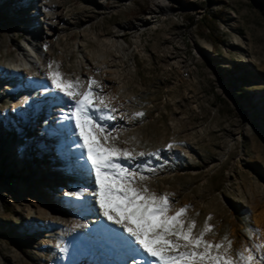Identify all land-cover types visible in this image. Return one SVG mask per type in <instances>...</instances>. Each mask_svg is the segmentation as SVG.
I'll return each instance as SVG.
<instances>
[{"label":"rangeland","instance_id":"obj_1","mask_svg":"<svg viewBox=\"0 0 264 264\" xmlns=\"http://www.w3.org/2000/svg\"><path fill=\"white\" fill-rule=\"evenodd\" d=\"M47 1L64 14L60 22L63 31L54 40L51 71L58 64L64 78L73 79L80 65L88 64L87 53L88 58L97 59L104 52L107 60H112L121 79L113 99L124 106L125 118L120 124L112 122L109 130L118 133L120 147L145 152L163 149L160 160L143 158L151 159L150 166L156 168L154 175L144 173L150 179L143 183L157 193L175 194L169 214L191 205L184 219L196 221L194 232L203 230L207 220L213 228L204 238L217 243L227 235L233 255L256 243L246 229H259L264 235L259 224H264L261 0H166L164 5L158 0ZM40 11L41 0H0V65L18 58V46L33 36ZM208 15L216 21L211 26L223 43L215 44L209 38L205 27ZM42 72L34 87L23 85L24 93L5 98L0 94V109L14 112L13 103L21 93L23 99L25 95L38 97V87L45 82ZM17 76L21 82L25 80V76ZM141 111L145 115L135 117ZM30 112L31 108L25 118V122L32 119L27 129L12 128L8 116L0 114V264H40L41 257H61L64 252L61 264L133 263L125 254L127 248L133 250L125 243L127 233L118 225L113 230L104 224L96 198L90 196L94 187L89 189L88 183L84 188L78 178L85 175L77 170L83 164L68 168L75 181L67 197L56 190L53 203L46 198L48 176L58 171L49 168L50 162L61 160L69 166L78 153L69 156V142L53 130L51 113L41 111L33 119ZM17 117L22 119L21 114ZM17 130L25 132L31 144L12 153L7 146L19 142L20 136L13 134ZM169 143L175 145L171 150L166 147ZM81 189L80 197L68 195ZM56 204L63 206L61 212ZM31 211L33 217L27 218ZM60 213L70 218L69 228L78 235L87 237L93 227L98 229L93 237L88 233L94 246L79 248L73 233L66 232L63 221L55 219ZM91 219L95 223L89 224ZM102 228L107 238L97 236L103 234Z\"/></svg>","mask_w":264,"mask_h":264},{"label":"snow or ice","instance_id":"obj_2","mask_svg":"<svg viewBox=\"0 0 264 264\" xmlns=\"http://www.w3.org/2000/svg\"><path fill=\"white\" fill-rule=\"evenodd\" d=\"M53 63L48 64L49 69ZM59 67L57 64L56 70L49 71L47 76L54 89L72 101L71 118L82 141L78 146L85 150L90 173H94L92 195L103 216L127 233L125 243L149 258L145 264H264V242L238 249L233 255L232 241L227 235L217 243L204 238L213 228L207 220L203 230L194 232L196 221L184 219L191 205L169 214L175 194L157 193L143 183L150 179L145 172L156 173V168L150 166L151 159L143 158L160 160L163 149L145 152L120 147L116 143L118 133L113 135L100 123L116 120L118 111L111 98L93 88L95 85L102 91L100 83L91 79L87 90L81 91L79 78L65 79ZM134 115L142 118L145 113ZM166 147L171 150L175 145L169 143ZM82 194L83 189L68 195L80 197ZM246 231L251 238L258 237L260 230L249 227Z\"/></svg>","mask_w":264,"mask_h":264},{"label":"bare ground","instance_id":"obj_3","mask_svg":"<svg viewBox=\"0 0 264 264\" xmlns=\"http://www.w3.org/2000/svg\"><path fill=\"white\" fill-rule=\"evenodd\" d=\"M160 5H164L166 0L159 1ZM61 5V2H58L57 5ZM53 7V8H52ZM55 8V9H54ZM40 21L37 23L36 30L34 31L33 36H29V38L25 39L22 44L18 46L19 48V56L17 59L12 60L11 62L5 66L0 65V78L1 76L9 77V75L13 74H21L25 76V81L27 79L37 80V74H39L40 71H43L42 74L44 76V84H46L44 87L41 88V98L44 100H40L39 97L36 98H24V88L23 86H16L13 90L12 87H5L2 90V98L8 97L12 94L18 95L19 92H22L17 98L16 102L21 101L23 103L22 106L17 107V104H13V111L14 112H8L6 113V110L0 109L1 117L8 116L9 120L8 123L11 125L12 128L16 126H21L22 120L25 122V118L28 115L29 108H31L32 111H36L40 113L42 106L46 107V105L53 104V109H51L52 114V120L54 122L53 130L57 131H63V135L66 136L67 141L69 142V150H75V153H78V158H75L74 161L69 160V166L64 163V161L61 160H55V162H50L49 168L51 169H57V172H50L51 174L48 176V182L46 186L47 194L45 195L46 198H49L51 202L53 203L56 199L54 198V193L56 190L63 191L64 196L67 197V192L69 187L73 184L75 181V177L68 171L71 170L70 168L74 169L79 168L81 166H78L79 164H83V168L77 169L81 171V173H85V175H81L78 178L82 180L83 187L87 188V184L91 183L89 186V189L91 187H94V173H90V162L86 161V152L82 147H79L78 145L82 144V141L80 140L78 136V130L75 128V121L71 118V104L72 101L70 98H67L63 96L62 93H59L57 90L54 89V87L51 85L50 79H48V72L51 71V69L48 68L49 63L54 62V52L52 51L54 47V40L57 34L63 31L61 28V19H63L64 14L62 11L58 10L57 7H55L53 4H49L47 0H41V11H40ZM103 44V43H102ZM104 45V44H103ZM102 45V46H103ZM112 46V45H110ZM105 47V46H104ZM79 48L83 51L85 48L84 44L79 45ZM84 52V51H83ZM87 53V52H86ZM84 54V53H83ZM108 54V53H107ZM88 53L84 55L86 57V60L88 62L87 65L81 64L79 67V70H77L75 73L76 76L73 77L72 80H75L76 78H79L80 84H81V91H86L87 86L90 83L91 79L97 80L100 85L102 86V91L100 89H96L95 85L93 88L100 92L101 95L111 98L112 104L118 109V111L115 113L117 116L116 120L113 121H100V123L105 124L108 128H111L112 122H117L118 124L124 122V111L125 108L122 104L118 103L113 99L114 93H115V87L118 85V83L121 82L120 76L117 74V71L113 69L114 65L112 64V60H107L105 53L103 52L100 55H97V59H91L88 58ZM66 57V56H65ZM85 63V62H84ZM46 68V70H45ZM16 74V75H17ZM4 76L2 78H4ZM4 80H6L4 78ZM2 81V79H1ZM25 85V84H23ZM53 88V89H52ZM19 91V92H18ZM16 92V93H15ZM50 98V99H49ZM30 99V100H29ZM15 103V102H14ZM34 106V107H30ZM41 106V107H40ZM28 110V111H26ZM22 115V119H18L17 115ZM129 119V118H128ZM21 120V123H19ZM17 129V128H15ZM44 131V129H43ZM25 133V132H24ZM21 135V134H20ZM19 135V136H20ZM45 133H41V136H45ZM20 139V140H19ZM18 140L19 142H15V146H7L9 149H11V152L13 153L14 150L22 149L26 147L29 143L25 136L20 137ZM17 140V141H18ZM30 146V145H29ZM32 148V147H31ZM16 152V151H15ZM37 158V156L35 157ZM37 160V159H36ZM67 161V159H65ZM77 162L79 164L77 165ZM66 169V170H64ZM11 174H14L11 173ZM16 174V173H15ZM27 177L29 175H26ZM21 185H24V181L20 180ZM87 192V191H84ZM90 196H93L90 194ZM94 197V196H93ZM86 206V204H85ZM57 208V211L61 212L62 207L61 205H55ZM81 210V209H79ZM32 211L28 214L27 218L33 217ZM90 215V214H89ZM88 216V215H87ZM38 219H42L39 217ZM55 219H58L60 221H63V224H65L66 232L73 233L75 238L77 239L76 242L79 246V248L84 249L87 245L94 246L93 244H90V240L88 238V233L91 234L90 236H95V233H98V229H94L93 231L87 232V237L85 235H78V233L74 230H70L68 221L70 220L69 217H65L63 213H60L59 216ZM104 224L110 225L111 228L114 230V224L112 222L108 221L104 216ZM100 220H96V223H98ZM89 224L95 223L92 219L88 221ZM74 226H78V219H74ZM260 224V229H264V224ZM84 231V230H83ZM103 234L101 232L97 235L99 238L104 239L107 238V233L102 228ZM113 234L119 235L120 232L112 231ZM110 234V231H109ZM72 235V236H73ZM108 240V239H107ZM110 240V239H109ZM256 243L257 242H264V235H260L258 237H255ZM68 246V245H67ZM96 247V246H95ZM67 247L63 248V251L66 250ZM90 248V247H89ZM108 249V247H105V250ZM129 249V250H128ZM95 252H99L100 250L98 248L93 249ZM121 251V255L124 254V251ZM128 256L133 258V261L135 260V264H145L147 261L144 258H138L135 254L140 255L142 257H146V255L143 252H136L130 248H127ZM108 254V253H105ZM15 258V257H13ZM66 258V254H61V257L59 255H56L55 257H41L40 258V264H61L60 261L64 260ZM14 260V259H13ZM130 264V263H129ZM133 264V263H131Z\"/></svg>","mask_w":264,"mask_h":264},{"label":"trees","instance_id":"obj_4","mask_svg":"<svg viewBox=\"0 0 264 264\" xmlns=\"http://www.w3.org/2000/svg\"><path fill=\"white\" fill-rule=\"evenodd\" d=\"M178 1H181V0H178ZM185 1H188V0H185ZM260 2H261V5L264 7V0H261ZM211 17H212L211 15L205 16V19L208 20V23L205 25L208 31V36L212 40V42H214L215 44L223 43V39H221L219 35L216 34V30L213 29V27L211 26V25H216V21H213Z\"/></svg>","mask_w":264,"mask_h":264}]
</instances>
